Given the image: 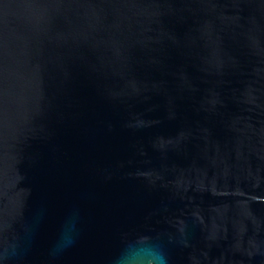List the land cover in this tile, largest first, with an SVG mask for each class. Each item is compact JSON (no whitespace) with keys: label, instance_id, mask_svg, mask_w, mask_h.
<instances>
[{"label":"water","instance_id":"1","mask_svg":"<svg viewBox=\"0 0 264 264\" xmlns=\"http://www.w3.org/2000/svg\"><path fill=\"white\" fill-rule=\"evenodd\" d=\"M0 264H264V0H0Z\"/></svg>","mask_w":264,"mask_h":264}]
</instances>
